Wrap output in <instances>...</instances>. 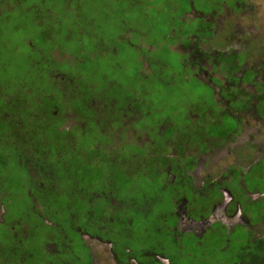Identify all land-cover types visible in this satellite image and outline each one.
<instances>
[{"label":"trees","instance_id":"16d2710c","mask_svg":"<svg viewBox=\"0 0 264 264\" xmlns=\"http://www.w3.org/2000/svg\"><path fill=\"white\" fill-rule=\"evenodd\" d=\"M20 36L23 39L29 37L32 49H37L44 55L41 56V53L40 56L35 55L34 59L39 58L38 61L27 57L21 64L16 63L12 60V53H9L16 47L10 48L9 43L4 38H0V146H2V151H0V207H4V212L0 216V264H88L87 249L81 238V234L86 231L92 235L98 234L110 238L115 243L114 248L120 247L122 250L129 248V254H135V252L146 254L150 249L165 246L164 241L168 240L167 237H171L166 229L168 221L165 216L172 208V198L170 195L162 196L161 191L168 190L171 195L176 193L178 196L182 191L190 189L189 177L186 174L183 176L179 169L178 158H181L182 152L177 151L176 148L175 154L169 156L170 172L173 174L171 176L160 169L167 155L163 157L160 155L163 150L162 153L165 154V145L162 142L163 137H158L156 133L157 138L151 133L146 143L147 147L153 148V151L150 150L151 153L134 143L122 142L117 146H108L110 126L112 128L121 125L131 114L137 115L138 121L146 115V113L134 110L137 108V103L144 102L145 98L141 97L144 92L140 93V88L143 86L135 82L134 86H126L128 78L130 79L133 73H130L128 78L126 77L125 83L124 80L118 82L110 78L104 70H92L98 73L89 72L85 57L82 55L87 48L85 43H79L78 51L68 50L80 55V61L75 60L76 67L63 68L61 63L48 55L50 49L55 46L46 41L48 36L45 31L42 33L37 31L36 34L32 31L21 32ZM96 49L94 51L99 55L109 53L111 48L101 46L99 50ZM116 51L120 52L119 47ZM233 59L234 56L230 54L220 55L215 62L219 64L226 61L232 69ZM57 68L61 69L63 74V89L57 88L52 82ZM117 84L122 85V88L113 90ZM206 86L211 94L209 86ZM23 90L26 91L17 100L15 95ZM115 91L120 92L118 97L114 94ZM36 94L40 97L36 98ZM94 94H100L112 100L113 102L106 106L112 110L94 109V111L90 101V97ZM211 96L212 94L210 99H212ZM38 101H44L42 108L37 105ZM259 102L261 106H264V94ZM68 104L79 110L77 111L79 116L84 119V127L80 131H57L55 126L47 128L43 124L40 126L37 121L36 124L33 122L32 129L27 132L28 129L25 130L21 122L29 117H35L44 122L47 118V110L49 112L62 111V108ZM188 109L191 113H196L198 123L212 118L219 121L222 118V113H218L217 109L201 111L200 107L193 104ZM183 111L181 110L180 116L182 114L186 116V110ZM207 111L210 114H207ZM82 112L85 116L81 115ZM51 120L52 118H49L47 122ZM19 121L23 124L20 130L22 132L21 147L25 145L26 137L31 138L32 132V140L40 149H43L44 154H40L41 159L37 162L42 178L30 179L27 172L28 164L26 162L23 164V161L19 162V157L15 156L16 151L13 150V141L9 135ZM131 122L133 125V119L128 118L125 125ZM178 123L175 121L176 125ZM177 126L167 127L168 132H165L163 136L169 133L172 137L178 131L183 134L184 130L182 131L180 126ZM136 127L140 128L138 125ZM49 143H58L60 146V151L55 152L53 155L55 157L51 160L48 156L49 150L44 148ZM175 143L184 146L182 140L171 141V145ZM6 145L10 149L7 153ZM71 148L74 151H71ZM69 151L71 157L73 156L78 163L72 159L67 161L64 158ZM10 161L13 165L12 173L7 168ZM147 161H149L148 164ZM15 165L18 169L25 171V176L17 175L14 170ZM5 169L8 173H4ZM135 176L138 179L142 177L144 180L154 181V186L160 182L159 186L156 185L154 189V195L145 196L142 192L141 200L140 198L135 199L133 191L140 188L137 184L135 185ZM16 178L19 182V197L16 193L7 195L4 188L7 182ZM27 184L28 187H26ZM127 189L129 191L125 194ZM28 191L33 193L34 200L30 199ZM24 196L28 212L36 215L35 222L39 223L38 227L32 222H26L25 207L17 206L15 210L13 206L18 203V199L24 203ZM161 199L170 201V207L168 209L160 207L157 212L150 210L152 202L161 201ZM35 203H38L41 209L43 207V210ZM53 204L58 208L53 210L50 207ZM117 205L119 206L116 207ZM48 206L50 210L46 209ZM127 206L128 208L131 206L132 209L124 211L123 217L113 212L115 209H123ZM56 213L63 216V223L53 218ZM144 219L152 226V230L148 231L147 235L140 236V241L143 243L141 248L136 249L133 241H121L124 236L131 240L134 233L133 225H139ZM150 241L152 244L148 245ZM249 243L248 239L226 241L223 235L214 236L210 241L204 242V253H199L189 263L199 264L200 261V264H234L244 260L246 264H264L262 237L258 238L254 242L255 245L253 244L250 248ZM50 244L53 247L48 249ZM208 245L210 248L207 254L205 248ZM167 248L174 249L173 243ZM174 254L172 251L171 255L174 256ZM136 258L140 260V257L136 256ZM186 261L188 262L187 259Z\"/></svg>","mask_w":264,"mask_h":264},{"label":"rangeland","instance_id":"374dc122","mask_svg":"<svg viewBox=\"0 0 264 264\" xmlns=\"http://www.w3.org/2000/svg\"><path fill=\"white\" fill-rule=\"evenodd\" d=\"M238 1L0 0V38H4L9 43L10 48L16 47L9 53H12V60L19 64L27 57H31L33 61H38L39 58L34 59V57L35 55L40 56L41 53L37 49H32L30 38L26 37L23 39L20 36L21 32L32 31L36 34L37 31L39 33L45 31V34L48 36L46 41L55 46L53 49L49 48L50 53L48 55L52 59H56L58 63H61L63 68L76 67L77 64L74 63L75 60L80 61V55H76L74 52L68 50L78 51L80 48L79 43H85L87 48L82 55L85 57V64L88 66L89 72H92V70H104L110 78H114L118 82L125 81L126 77L128 78L131 75L130 73H133L131 78H128V85L126 86H132L134 82L136 84L140 83L143 86L140 88V93L144 92L141 97L145 98L142 107H148L150 110L141 111V113H146L140 119L141 121H138L139 117L137 118V115L131 114L130 117L125 118L121 125L112 128L110 126L108 128L109 147L113 145L117 146L122 142L134 143L137 146L143 140L148 141L146 130L156 126L154 125L156 118L159 120L157 122L159 128L156 130L157 134H161L160 131L168 132L165 129L166 124H169L168 127H178L179 123L176 125L174 122L176 115L179 116L177 118H188L184 114L180 116L181 110H184L183 112L186 110V114L191 115L193 120H195L197 118L196 113H191V110L188 109L193 104L200 107L201 111L217 109L222 113L239 115V119L244 120L246 125V129L240 132L239 136L244 140L243 142L250 138L255 142L257 149L258 145L260 146L263 144L262 141H264V119L260 118L254 110L243 111L240 108L245 106L244 97L249 95V91H253V85L259 87V83L257 81H252V84L250 83L251 81L240 82L239 88L242 90H238L237 83H231L223 77L222 81L224 83H231L224 85L216 76H222L223 73L217 69H212L211 65L214 60L210 57L205 58L207 54L202 55L204 51L208 50L211 53H217V58L220 55H229L227 54L228 50L232 52L231 55H235L239 50L247 48V51L245 50L247 52L245 60L240 65L236 74H239L242 68L247 66L244 70L243 79L246 74L253 73L251 67L257 70L253 78H260L262 76L258 64L264 59V0H244V2H240L239 4L237 3ZM5 20L7 22L4 23L3 21ZM101 46L111 48L109 53H100L98 55L94 50L96 48L99 50ZM197 46H200L201 51L196 49ZM118 47L120 49L119 53L116 51ZM194 47L198 52L196 51L188 56L189 53L187 51ZM42 55L44 53H41ZM194 56H199L200 60H197L199 64L192 68L191 65L193 64L191 61L194 59ZM187 57L190 59L187 60ZM61 72V69L57 68V73L53 75L54 80L52 82L63 89L64 79ZM92 73L98 72L93 71ZM210 76L213 82H217L221 86V91L219 92V87L214 86L216 99H210L209 89L204 84L205 82L211 84ZM115 88H122V85L117 84L113 90ZM119 93V91L114 92L117 97ZM251 104L252 98L248 102L247 107H250ZM247 107L245 106L244 108ZM108 108L105 109L112 110ZM155 108H161V110H156ZM65 110L59 111L62 112L63 119L58 124L59 128L79 125V121L82 119L79 113L71 107H65ZM207 114H210V112L207 111ZM46 115L47 118L44 122H40V126L43 124L44 127L49 128L57 123L56 112L52 113L47 110ZM163 117L165 120L164 124L161 120ZM49 118H52L51 122H47ZM128 118L133 119V125L132 122L125 125L128 122ZM136 125L141 128L136 127ZM19 129L22 130L21 125ZM31 129L32 126L29 127L28 132ZM151 132L157 138L154 133L155 129H152ZM31 135L33 137L32 132ZM239 141V145H241V139ZM141 147L147 148V146ZM184 147L186 146L184 145ZM184 147L177 144V151L182 152ZM6 148L7 153L10 149L7 145ZM44 148L49 150L48 156L50 160L54 159L55 156L53 155L55 152L60 151L58 143H49ZM256 149L253 148L255 152L252 153V157L258 152ZM42 150L40 149L38 154H44ZM0 151H2V146H0ZM187 151L192 152V148L188 147ZM167 152L168 155L174 154L176 152V144L173 149H170L169 145ZM234 153L235 150H232L223 154L221 149H215L212 153H209L205 159V163L208 164L210 158L212 156L215 157V155L220 158H218L220 162L221 160L230 162L234 157ZM252 157L243 159V161L247 163ZM38 158L41 159L40 157ZM64 158L69 161L71 155L67 154ZM243 161L239 164L243 165ZM29 167L32 168L30 179L39 178L40 167L38 168V164H30ZM7 168L12 173V161L9 162ZM14 170L19 177L25 176V171L18 169L16 165ZM4 173H8L6 169ZM234 177L238 178L236 175H233L231 178ZM136 184L140 188L135 189V191L132 189L135 199L140 198L143 193L145 196L154 195V189L156 185L159 186L160 182L154 186V181L150 182L149 180L142 179V177L138 179L135 176ZM18 186L19 182L18 178H16L7 182L4 186L6 190H4L5 192L7 191V195L16 193L17 197H19ZM26 187H28V184ZM129 189L125 191V194L128 193ZM236 190L238 193L243 194L244 189L236 188ZM161 195H170L172 198L168 190L163 189ZM58 198L61 199L59 196ZM23 199L24 203L18 199V203L13 205L15 210L17 206L21 208L25 207L26 222H32L38 227L39 223L35 222L36 215H31V212H28V207L25 205L26 197L24 196ZM181 199L183 200V198ZM170 205V201L161 199V201H153L150 210L157 212L158 208L168 209ZM260 206H264V200L258 201L256 205L251 204L249 206L255 221L258 220L260 222L257 226H250L254 238L264 234V220L262 221L264 214H261L262 210L258 209ZM39 207L40 205L38 204ZM50 207L53 210L58 208L54 204ZM46 209H49V206ZM127 209H132V207L119 208L113 212H117L123 217L124 211ZM41 210H43V207ZM1 212L3 210L0 207V214ZM53 218L62 223L64 222L61 214L56 213V215H53ZM132 228L134 229V233L131 240L124 236L123 238L121 237V241H133L136 249H139L143 244L140 241V236L147 235L148 231L152 230V226L144 219L142 223L133 225ZM115 234L118 235V233ZM127 235L129 236V234ZM185 237L191 239L188 234ZM261 237L264 241V235ZM91 244L93 246L92 264H120L115 260L108 240L93 238ZM147 244L150 245L152 242L150 241ZM52 247L53 245L50 244L47 248L51 249ZM209 248L210 245L205 248L207 254ZM170 251L174 250L170 249ZM121 252L123 257L127 256V252L124 253L122 248ZM124 264H133V260L127 261Z\"/></svg>","mask_w":264,"mask_h":264},{"label":"flooded vegetation","instance_id":"af4514ba","mask_svg":"<svg viewBox=\"0 0 264 264\" xmlns=\"http://www.w3.org/2000/svg\"><path fill=\"white\" fill-rule=\"evenodd\" d=\"M238 1V0H236ZM244 2V0H239L237 3ZM209 38V36H208ZM198 44V43H196ZM196 46V45H195ZM230 48V47H229ZM196 49L200 50V46H197ZM194 48H190L188 56L190 54H193L197 50ZM247 48L241 49L238 52L235 53L234 59L232 61L233 68L230 69V64H226V61L221 62L217 64L215 61L217 53H211L210 51H204L202 55H205V58H211L214 60L212 63V69L219 70L221 73H223L222 76H218L219 81L224 85H229L231 83H237L238 90H242L239 88L240 82H247L251 81H257L259 83L258 86L253 85V91H249V95L244 97L245 106L247 107L248 102L252 98V104L250 107L247 108H240L241 110H254L258 113V116L260 118L264 119V106L260 105V99L261 96L264 94V59L259 62L258 67L260 71L262 72V76L260 78H253L255 77V74L257 73V70L252 68V74H246L245 78L243 79L244 70L247 66L243 67L242 70L239 72V74H236L240 65L245 60ZM198 52V51H197ZM227 54H232L228 50ZM195 55V54H194ZM215 56V57H214ZM236 56V57H235ZM187 60L190 59L189 57L186 58ZM195 59V60H194ZM194 59L191 61L193 65L196 67L198 65V61L200 60L199 56H194ZM190 63V64H191ZM216 63V64H215ZM227 65V66H225ZM220 66V67H219ZM250 67V66H249ZM225 77L227 80H229V84L224 83L222 81V78ZM210 83H204L209 86L211 89V98L216 99L215 96V89L214 86L219 87V91H221V86L217 82H213L211 80V76L209 77ZM56 85V84H55ZM57 88H59L56 85ZM64 88V87H63ZM60 89V88H59ZM2 90V88H1ZM57 90V89H56ZM245 90V89H243ZM26 90L21 91L20 93L15 95V98L18 97L25 92ZM246 91V90H245ZM40 92V91H39ZM210 94V95H211ZM222 96V95H221ZM40 95L36 94V98H39ZM92 109L94 110H106L107 105H110L113 101L108 99L107 97H103V95L100 94H94L90 97ZM44 104V101H38L37 105H40L42 108ZM65 107H71L75 111L77 110L72 105H65L62 108V111H66ZM136 111H149L148 107H142V102L140 101L136 105ZM156 110H161V108H155ZM237 110V109H236ZM60 111V110H59ZM58 110H52V113L56 112L57 115V123L53 126L56 127L57 131L64 130V131H71L74 130H81L84 127V119H80L79 125H70L66 128L58 126L59 123H61L62 119V112H59ZM218 113H222L221 111H218ZM14 114V113H13ZM81 114V113H80ZM81 115H84L82 112ZM224 115V116H223ZM239 115H235L232 113H222V118L219 121H216L214 118L208 119V121H198V118L193 120L192 116L189 114H186V118H177L179 117L176 115V119H174V122H179L180 128L183 131L177 132V134H174V136L171 137V134L169 133L165 136V131H160L161 134H157L156 130L159 129L158 125L156 124L159 120L156 118L154 125L155 127L146 130L148 133V140L149 136L152 131V129H155V132L158 137H163V145H165V154L160 153V155L163 157L164 155H167L164 157L165 163L161 165V170H164L167 175H173L172 172H170V163L171 160L169 158L170 154L168 155L167 150L173 149L174 145L171 146L172 140H182V145H185L181 158H178V162L180 164V170L183 174V176L186 174L189 177L190 182V189L187 191H182L178 196L177 194L172 195L173 199V205L172 208L166 213L167 216L165 218L168 221L167 224V232L170 234L171 237H167L168 240L164 241L166 244L162 247H159V249H150L146 252V254H129L130 249L125 248L124 253L127 252V256H122V252L120 247L117 249V247L114 248V242L110 238L102 237L100 235H92L90 232L86 231L81 234L82 242L84 243L86 249H87V260L88 264H92V255H93V246L91 244V240L93 238L102 239V240H108V243L111 247V251L113 252V256L115 260H117L118 263L124 264L127 263V261H132L133 264H197L195 262L189 263V261L194 260L195 257L198 256L199 253H204L203 250V244L206 241H210L211 237H218L220 235H223L226 241H230L231 239L234 240H249L248 247L250 248L254 242L258 240V238H261V236L254 238L253 233L251 232L250 226H257L260 224L258 220L255 221V218L252 216V211L250 210L249 206L251 204L256 205L258 201L264 200V141L263 144L260 146L258 145L257 149L255 146V142H253L250 138L247 139V141L243 142L244 140L239 136V133L242 132L244 129H246L245 121L242 119H239ZM13 118V117H12ZM42 118V117H41ZM55 118V117H53ZM186 119V120H185ZM163 121V124L165 122L164 118L161 119ZM41 122L38 118H28L25 121H21L24 124L25 130H29V127L33 125V122L36 124V122ZM170 121V120H169ZM20 121L17 125L12 128V132H10V139L13 144V150L16 151L15 156L19 157V162L25 164V162L30 166V164L39 162V158L41 155H38V152L40 151V147L37 146L34 143V140H32L29 137L25 139V145L21 147V138H22V132L20 131L19 127L23 124ZM26 123V124H25ZM198 123V124H197ZM227 124V125H226ZM50 126V127H53ZM169 124H166L165 129ZM162 127V126H160ZM18 128V129H17ZM48 128V127H47ZM141 128V127H140ZM143 128V127H142ZM257 128V127H255ZM258 129V128H257ZM27 130V132H28ZM177 131V129H176ZM213 131V132H210ZM248 131V130H247ZM211 133V134H210ZM74 134V133H72ZM41 137V136H40ZM239 137V138H238ZM238 138V139H237ZM40 142H41V138ZM241 139L242 144L239 145V140ZM7 141V140H6ZM147 140H143L141 144L138 146H146ZM150 142V141H149ZM7 143V142H6ZM176 148H177V143ZM235 145V148H234ZM238 145V146H237ZM222 146V148H221ZM232 146V147H230ZM192 148V152H188L187 148ZM253 148L258 151L254 157H252ZM21 149V150H20ZM148 153H151L153 151L152 147L145 148ZM152 149V150H151ZM194 149V150H193ZM215 149H221V152L227 153L232 150H235L234 157L230 162H225L221 160L219 161V157L212 156L206 164V158L209 155V153H212ZM27 150V151H25ZM71 151H74L73 148L70 149ZM151 150V151H150ZM13 154V153H12ZM23 159H22V155ZM29 154V155H28ZM69 155L71 152L69 151ZM175 154V153H174ZM171 154V155H174ZM222 154V155H223ZM38 156V157H37ZM185 156V157H183ZM249 159L246 162L243 161V159ZM219 158V159H218ZM32 159V160H31ZM71 159L78 163L73 156ZM152 159V158H151ZM151 159L149 161H151ZM29 160V161H28ZM146 161V160H145ZM147 161V164L149 163ZM215 161V163H213ZM244 162L243 165L239 164L240 162ZM185 170V171H184ZM29 177H31L32 174V168L29 167L27 170ZM236 172V174H234ZM233 175L238 176V178L234 177L231 178ZM40 177L42 178V174H40ZM166 177V176H165ZM235 179V180H234ZM42 184V181H41ZM236 188L244 189L243 194L238 193ZM178 191V190H177ZM28 195H30V199L34 200L33 193L28 191ZM183 198V200L181 199ZM181 199V200H180ZM244 202V206H243ZM38 205V203H35V205ZM3 212L4 207L1 206ZM259 210H262L261 214H264V206H260L258 208ZM117 210V209H115ZM1 212V214H3ZM0 214V216H1ZM253 219V220H252ZM264 220V217L262 218V221ZM170 222V223H169ZM257 222V224L255 223ZM188 234V236L191 237V239H187L185 236ZM247 234V235H246ZM185 235V236H184ZM186 238V239H185ZM173 243L174 246V256L171 255L170 248H167L170 244ZM188 244H187V243ZM167 246V247H166ZM136 256L140 257V260L136 258ZM143 259V260H142ZM188 260V262L186 261ZM206 259V258H205ZM142 260V261H141ZM185 260V261H184ZM246 264L244 260L240 262H235L234 264ZM200 264V261H199Z\"/></svg>","mask_w":264,"mask_h":264}]
</instances>
